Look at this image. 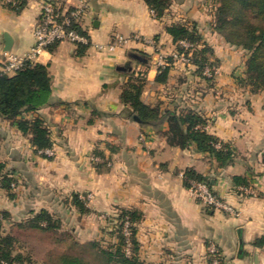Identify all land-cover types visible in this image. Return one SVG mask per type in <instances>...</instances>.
<instances>
[{
	"label": "crops",
	"instance_id": "obj_1",
	"mask_svg": "<svg viewBox=\"0 0 264 264\" xmlns=\"http://www.w3.org/2000/svg\"><path fill=\"white\" fill-rule=\"evenodd\" d=\"M43 1L26 0L20 11L0 1V61L7 54L31 51ZM54 1L64 8L87 3L80 23L90 44L79 53L77 43L61 41L35 60L49 66L52 97L37 113L26 116L45 121L53 155L45 157L36 151L30 136L0 115L2 172L7 170L15 179L23 176L27 205L22 214L17 213L18 203L0 186V210L10 214L12 225L42 209L67 223L83 216L71 203L72 195H91L85 202L107 215L109 224L120 209L141 214L138 255L148 264H208L207 248L212 242L221 249L224 264H264V244L256 243L264 236V95L240 87L243 69L228 73L236 59L223 54L222 37L211 27L213 7L207 0L176 2L187 10L179 15L198 21L220 75L208 81L194 64L174 57L167 80L159 82L160 63L176 51L166 30L174 18L157 17L145 0ZM206 6L207 14H203ZM201 15L207 16L204 26L199 25ZM6 34L12 39L9 50ZM118 36L127 40L120 42ZM135 54L143 61L134 62ZM127 61L146 77L144 102L161 110L199 113L208 120L207 131L232 147L233 160L221 166L194 143L171 144L168 121L153 127L128 117L121 99ZM32 160L38 167L32 166ZM189 170L209 179L217 194L238 207L240 214L230 215L199 202L185 182ZM235 176H246L249 184H236ZM252 189L256 194L243 193ZM71 230L80 240L75 225ZM25 264H47V259H30Z\"/></svg>",
	"mask_w": 264,
	"mask_h": 264
},
{
	"label": "trees",
	"instance_id": "obj_2",
	"mask_svg": "<svg viewBox=\"0 0 264 264\" xmlns=\"http://www.w3.org/2000/svg\"><path fill=\"white\" fill-rule=\"evenodd\" d=\"M16 11H20L26 0H0ZM213 19L211 27L214 31L231 45L240 46L250 52L247 59V76L252 92L264 90V0H214ZM147 5L155 12L157 17L166 16L173 0H145ZM81 33L87 35L80 21L72 25ZM166 30L173 37L176 44V52L185 54L191 52L190 62L196 65L197 72L205 76L203 71L206 66H218L215 61L209 59L213 48L203 41V36L198 30L195 22L174 21L166 26ZM88 36V35H87ZM89 37V36H88ZM187 40L194 44L192 49H187L181 44V40ZM58 43V42H57ZM56 44V43H54ZM52 44L50 47H52ZM79 53H83L90 44L77 43ZM49 47V48H50ZM137 61H143L141 55L135 54ZM166 64L159 67V74L156 80L165 82L168 78L170 64L174 61V55L164 57ZM2 61H0V115L12 121L25 134L30 136L31 143L36 151H43L53 147L51 132L45 121L40 116L27 117L28 113H37L46 104L50 103L52 97V75L49 66L40 62H27L26 65L13 74L2 71ZM127 79L122 87L121 99L126 105L127 115L131 119L139 120L142 125L157 127L164 121L169 122L167 132L169 142L173 145L186 147L191 143L196 145L200 151L210 153L220 163L221 166L229 164L233 160L234 150L219 137L207 131L208 120L199 113L189 109L185 112L175 110H161L159 106H151L144 102L142 93L146 83V77L141 70L130 67L124 68ZM208 81H215L216 77L205 76ZM245 80V79H244ZM241 81V79H240ZM45 157L46 153L41 152ZM4 165L0 164V172ZM206 182L211 188L212 183L202 174L189 170L185 173V182L191 186V180ZM15 180L10 172H2L0 186L10 189ZM236 184L248 185L246 176H235ZM73 203L85 210V200L78 194L72 195ZM119 230L120 240L110 247L103 246L97 240L80 243L74 239L70 233L67 236L61 235L56 238L57 242L71 239L72 245L81 247L85 252L92 255V259L87 257L82 251L63 252L61 254H51L47 264H148L138 255V240L136 238L137 222L141 214L135 209H120ZM128 217L131 221V252L126 253V237L123 233V223ZM10 219L7 211H2L0 217V264H25L30 260L23 253H15V243L18 238L14 231H4L5 220ZM45 224V225H43ZM61 221L50 211L42 209L34 213L30 218L18 222L15 227L18 229H42L57 231ZM257 244H264V236L260 237ZM214 255V256H213ZM209 258L208 264H213V257H217L219 264H224V258L220 252L213 254Z\"/></svg>",
	"mask_w": 264,
	"mask_h": 264
},
{
	"label": "rangeland",
	"instance_id": "obj_3",
	"mask_svg": "<svg viewBox=\"0 0 264 264\" xmlns=\"http://www.w3.org/2000/svg\"><path fill=\"white\" fill-rule=\"evenodd\" d=\"M178 0H173V3L171 5V7L169 8L168 13L166 14V16L169 15V19H175V21H193L197 24L198 26V21H196V19L191 18V17H183L180 14H186L187 10L185 8H181L179 5H176V2ZM191 1H187V3H190ZM207 5L210 7L215 6V1L214 0H207L206 1ZM205 10V13L203 14H207V7ZM201 12V11H200ZM179 15V16H178ZM206 15H201L199 16V25L204 26L206 25ZM213 15L211 17V21L213 19ZM211 24V23H210ZM198 26V30H199ZM200 31V30H199ZM219 34V33H218ZM221 37L222 35L219 34ZM223 40V54H229L232 57H234L235 63L233 64L232 67H230V70H228L229 74H233L238 68H240V70L243 69L242 72V76H241V81H240V87H244V88H250L251 89V85H249V80H248V76H247V59L249 58L250 52L247 49H244L240 46H236V45H231L229 44L227 41H225V39L222 37ZM214 53H210L209 55V59L212 61H215V63L218 65L217 63V59L215 60L214 57ZM134 62H136V59H133ZM196 67V65H194ZM219 67V66H218ZM220 68V67H219ZM196 71L197 68H195ZM220 73L217 75L219 76ZM202 77L205 78V76L202 75ZM245 79V80H244ZM261 93H263L264 95V90L262 89V91H260ZM264 101V98H263ZM32 162V166L34 167H38L37 163L34 165V161H30ZM96 162H98V160H96ZM7 170H5L6 172ZM20 172V171H19ZM22 172V171H21ZM21 175V174H20ZM22 175L21 176H16V179L12 182L11 184V188L10 189H5V191H7L8 194V198L16 203H18V211L17 213H21L25 210V208L23 207L24 205H26L24 203V200L26 198V194L24 193L23 189V181H22ZM15 178V177H14ZM21 179V181H20ZM213 189V188H212ZM20 190V192H19ZM213 191L215 192V194L221 198L223 201H225L226 203L230 204L232 207H234L235 212H229L226 211L227 213H229L230 215H235L238 216L240 214V209L238 207H236L235 205L229 203L228 201L224 200L221 196H219L217 194V192L213 189ZM245 195H254L256 194V192L252 190H248V192L245 190L243 192ZM195 195V197L197 198V200L201 203H203L206 207L212 208V209H216V210H223V209H218V208H214L211 207L209 205H207L206 203H204L200 198H198L196 196L195 193H193ZM83 200L85 201H89L88 196L86 195L85 197H81ZM33 199V198H32ZM38 200V198H37ZM71 203H73L72 198H71ZM74 207L76 208V210H78L81 215H83L80 219H77L76 217H74L72 222H68L64 223L61 222L60 224V228L57 231L54 230H42V229H18V228H14V233L16 234L18 241L15 243V253H17V251L21 250V252H23V254L26 257H29L30 259H35V260H40V259H44L46 258L48 260V258L51 256V254H61L63 252H77V251H82L83 249L81 247H78L76 245H72L73 244V240L66 239V240H61L60 242L56 241V238H58V236H67L68 234L71 233V229L72 227L75 225L76 227V231H78V236H80V240H78L80 243H86L88 241L91 240H97L99 241L103 246L106 247H110L111 245H115L119 242L120 240V230H119V216L121 214L120 210H117L115 212L114 215V220L111 224L108 223V216L101 213L100 211L97 212V210H92L91 207L88 205L87 202H85V210H82L80 207L76 206L73 203ZM27 206V205H26ZM25 206V207H26ZM37 206V205H35ZM35 206H33L34 208H36ZM63 208L66 209V207L64 206ZM36 210V209H35ZM2 211L0 210V217H2ZM225 211V210H224ZM36 213V212H35ZM54 216H57L54 213ZM75 216V215H74ZM13 218L10 216L9 220H5V227H4V231L8 232V231H12L10 229L11 226H15L12 225L13 224ZM93 226H92V223ZM45 225V224H43ZM75 233V232H74ZM77 234V232H76ZM86 236H88V238H85ZM77 237V236H76ZM75 239V238H74ZM77 240V238L75 239ZM215 247V249L220 250L221 254L222 251L219 248V246L212 242L208 245V259L212 257L213 253L212 248ZM83 253H85L87 255V257L92 259V255H90V253L88 251H84ZM214 256V255H213ZM223 256V254H222ZM224 258V256H223ZM215 257H213V261H214ZM224 263H225V259H224ZM214 264V262H213Z\"/></svg>",
	"mask_w": 264,
	"mask_h": 264
},
{
	"label": "built area",
	"instance_id": "obj_4",
	"mask_svg": "<svg viewBox=\"0 0 264 264\" xmlns=\"http://www.w3.org/2000/svg\"><path fill=\"white\" fill-rule=\"evenodd\" d=\"M86 10L87 3L85 1H81L72 8H64L54 0H44L41 5V17L35 30L34 46L30 52L24 55L7 54L5 59L2 60V71L4 73L13 74L16 70L24 67L27 62H35L36 58L41 53L57 42L70 41L73 43H88L89 37L72 26L73 23L81 21ZM135 37L139 38L140 36L136 35ZM117 40L121 42L127 40V38L118 36ZM149 42L154 43L155 41L151 39ZM180 42L187 49H192L194 47V44L187 40L183 39ZM110 48H114V45H111ZM190 56L191 52H189L187 56L185 54H179L176 51L174 52V57L183 62H190ZM160 64L163 66L166 62L163 61ZM219 72L220 68L218 66H206L203 71L204 75L208 77H212L213 75L217 77ZM41 152L48 155L54 154L52 148H46ZM190 188L192 192L207 205L229 212H235L234 207L219 198L206 182L192 179ZM90 196L91 195H89L88 198H90ZM131 225V221L126 217L123 223V233L127 242V254L131 252ZM211 252L216 255L217 249L213 247ZM213 262L214 264H219L218 258L215 257Z\"/></svg>",
	"mask_w": 264,
	"mask_h": 264
},
{
	"label": "water",
	"instance_id": "obj_5",
	"mask_svg": "<svg viewBox=\"0 0 264 264\" xmlns=\"http://www.w3.org/2000/svg\"><path fill=\"white\" fill-rule=\"evenodd\" d=\"M11 42H12L11 37L8 34H6V50L10 49ZM126 67H130L131 68V61H127L125 63V67L124 68H126ZM137 121H139V120H137Z\"/></svg>",
	"mask_w": 264,
	"mask_h": 264
}]
</instances>
